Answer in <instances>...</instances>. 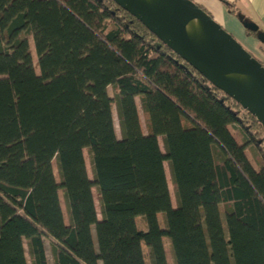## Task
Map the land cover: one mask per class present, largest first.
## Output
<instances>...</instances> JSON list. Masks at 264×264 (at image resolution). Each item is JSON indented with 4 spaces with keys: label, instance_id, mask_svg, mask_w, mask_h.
Returning <instances> with one entry per match:
<instances>
[{
    "label": "trees",
    "instance_id": "obj_1",
    "mask_svg": "<svg viewBox=\"0 0 264 264\" xmlns=\"http://www.w3.org/2000/svg\"><path fill=\"white\" fill-rule=\"evenodd\" d=\"M263 139L253 115L113 0H0V264H28L24 240L31 264H47L44 236L53 264H146L143 245L167 264L164 237L174 264H264Z\"/></svg>",
    "mask_w": 264,
    "mask_h": 264
},
{
    "label": "water",
    "instance_id": "obj_2",
    "mask_svg": "<svg viewBox=\"0 0 264 264\" xmlns=\"http://www.w3.org/2000/svg\"><path fill=\"white\" fill-rule=\"evenodd\" d=\"M161 43L237 102L264 130V65L193 0H113ZM242 26L264 31L238 14ZM182 21L188 29L182 28Z\"/></svg>",
    "mask_w": 264,
    "mask_h": 264
},
{
    "label": "rangeland",
    "instance_id": "obj_3",
    "mask_svg": "<svg viewBox=\"0 0 264 264\" xmlns=\"http://www.w3.org/2000/svg\"><path fill=\"white\" fill-rule=\"evenodd\" d=\"M222 27L225 30H227L228 32H230L233 36L235 35L227 27H225V26H222ZM27 40H28V44H29V48H30V52H31L32 61H33V64L35 66V72L38 74L39 70H38V67H37V57H36V54H35L34 45H33V41H32L31 35L27 36ZM108 93H109V95L111 97H113V100H114L113 103H112V115H113V121H114V127H115L116 136L118 138H120L121 135H122V132H121L120 123H119V114H118L116 103H115V96L116 95H115L114 90L110 86L108 87ZM136 104L138 106V110H139V113H140L141 122H142V124L145 127V118H144V116L142 114V111H141L139 98H136ZM228 128L230 130V126H228ZM230 131H231V133L233 135H235L237 137L236 139L238 141L241 142V141L244 140V138H243L244 135L241 136L240 132L236 131L233 127H231ZM159 145H160L161 150L164 151L163 143H162L161 139H159ZM262 146L264 147V139H263V142H262ZM246 151H247L246 154L249 156V158L252 159L254 161V163H257L256 166L259 169L260 165L262 164V159H261V155H260L257 147L254 144H251L250 148H247ZM83 153H84V158H85V163H86L88 176L91 179H93L90 155L88 153V150L84 149ZM255 156H257V157H255ZM257 158H258V161L256 162ZM52 166H53V170H54V173H55V177H56V179L59 180V174H58V171H57V166H56V161L55 160H52ZM164 168H165V172H166V176H167V183H168L171 199H172L173 204H175V189H174V186H173V184L171 182L169 166H168V162L167 161L164 162ZM92 193H93V197H94V201H95L97 217L101 218V204H100L99 194H98V191H97L96 187H92ZM60 204H61V208H62V212H63L64 221H65V223H69L70 219H69L68 208H67L65 199H64V197H63L61 192H60ZM135 221H136V225H137V227L139 229H144L145 228L144 219L142 217H139V216L136 217ZM158 222H159V224L161 226H164V216H163V214L158 216ZM45 242H46V251H47L48 258H49V264H53V254H52V249H51L52 245L47 240ZM163 243H164V250H165V254H166L167 264H174L173 255H172V248H171V244H170L169 239L167 237H164L163 238ZM143 252H144L145 263L146 264H152L150 253H149V249L145 245H143ZM25 253H26V258H27L28 264H31V259H30L29 255H28V249L27 248L25 249Z\"/></svg>",
    "mask_w": 264,
    "mask_h": 264
},
{
    "label": "crops",
    "instance_id": "obj_4",
    "mask_svg": "<svg viewBox=\"0 0 264 264\" xmlns=\"http://www.w3.org/2000/svg\"><path fill=\"white\" fill-rule=\"evenodd\" d=\"M193 1H195L199 6H201L204 10H206L214 18V20L217 21L220 25L230 29L235 34L234 37L241 43V45L246 50L252 53L253 56L257 58L262 57V55L264 54L263 44L253 36L246 34L245 28L242 26L240 20L238 19V15L236 14H241L244 18H247L257 23L259 28L264 31V0H193ZM231 127L232 126H230V130ZM234 137L235 139L237 138L235 135ZM159 139H161L162 141L161 136H158V142ZM238 142L241 143L240 141ZM247 148H250V145ZM247 148L245 149V154L247 152L246 151ZM246 156L249 159L252 166L255 169H258V167L256 166L257 163H254V161L250 159L247 154ZM257 161L258 158L256 159V162ZM60 192L63 195L62 190H59L58 191L59 200H60ZM171 203L172 206H176V200H175V204H173L171 199ZM159 215L161 214L158 213V216ZM46 240L49 243H51V245L53 246L56 244V241L50 236L43 237L46 260H47V264H49V258L46 251V242H45ZM24 248L25 249L27 248L25 240H24Z\"/></svg>",
    "mask_w": 264,
    "mask_h": 264
},
{
    "label": "bare ground",
    "instance_id": "obj_5",
    "mask_svg": "<svg viewBox=\"0 0 264 264\" xmlns=\"http://www.w3.org/2000/svg\"><path fill=\"white\" fill-rule=\"evenodd\" d=\"M182 28L185 30L188 29V25L185 23V21H182Z\"/></svg>",
    "mask_w": 264,
    "mask_h": 264
},
{
    "label": "built area",
    "instance_id": "obj_6",
    "mask_svg": "<svg viewBox=\"0 0 264 264\" xmlns=\"http://www.w3.org/2000/svg\"><path fill=\"white\" fill-rule=\"evenodd\" d=\"M258 59H259V61H260L261 63L264 64V54L262 55V57H260V58H258Z\"/></svg>",
    "mask_w": 264,
    "mask_h": 264
}]
</instances>
